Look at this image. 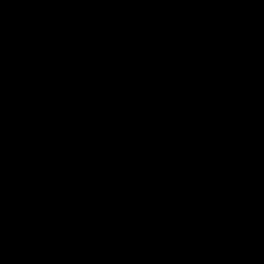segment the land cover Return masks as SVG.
<instances>
[{
    "label": "water",
    "instance_id": "water-1",
    "mask_svg": "<svg viewBox=\"0 0 264 264\" xmlns=\"http://www.w3.org/2000/svg\"><path fill=\"white\" fill-rule=\"evenodd\" d=\"M0 264H264V0H0Z\"/></svg>",
    "mask_w": 264,
    "mask_h": 264
}]
</instances>
